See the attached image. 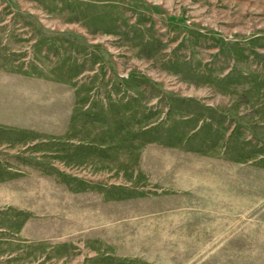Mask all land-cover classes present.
I'll list each match as a JSON object with an SVG mask.
<instances>
[{"label":"rangeland","instance_id":"374dc122","mask_svg":"<svg viewBox=\"0 0 264 264\" xmlns=\"http://www.w3.org/2000/svg\"><path fill=\"white\" fill-rule=\"evenodd\" d=\"M0 264H264V0H0Z\"/></svg>","mask_w":264,"mask_h":264}]
</instances>
